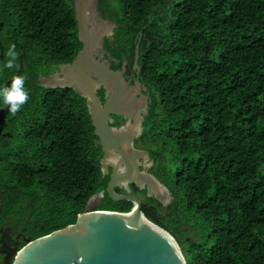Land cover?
<instances>
[{
  "label": "trees",
  "instance_id": "16d2710c",
  "mask_svg": "<svg viewBox=\"0 0 264 264\" xmlns=\"http://www.w3.org/2000/svg\"><path fill=\"white\" fill-rule=\"evenodd\" d=\"M99 3L114 23L103 38L111 68L126 59L125 74L137 75L141 38L137 76L149 110L136 142L172 195L163 212L131 184L143 213L176 239L187 264H264V0ZM81 49L73 0H0V89L18 76L29 96L0 132V249L5 231L20 249L75 223L101 191L98 210L133 205L106 193L111 169L102 171L87 99L40 82ZM97 94L103 102L102 87Z\"/></svg>",
  "mask_w": 264,
  "mask_h": 264
},
{
  "label": "water",
  "instance_id": "95a60500",
  "mask_svg": "<svg viewBox=\"0 0 264 264\" xmlns=\"http://www.w3.org/2000/svg\"><path fill=\"white\" fill-rule=\"evenodd\" d=\"M97 2L73 0L82 49L70 63L61 64L52 79L41 78L40 82L49 88H73L87 99L96 142L103 152L102 171L106 174L111 169L106 193L114 202L133 205L128 212L98 210L104 198L101 191L91 197L75 223L33 240L27 238L11 264H187L176 239L143 213L141 200L130 191V184H134L159 201L160 189L172 197L165 185L141 168L140 160L148 152L134 147L149 110L148 97L137 76L141 38L134 50L137 75L132 82L124 76L126 59L119 69H113L110 56L102 58L100 54V50L104 51L103 38L112 33L114 23L93 18L98 14L94 6ZM16 77L8 80L4 88L10 87ZM101 87L103 102L97 94ZM8 111L7 105L0 108V132ZM114 116L127 121L119 127L112 126ZM117 187L125 192H117Z\"/></svg>",
  "mask_w": 264,
  "mask_h": 264
},
{
  "label": "rangeland",
  "instance_id": "374dc122",
  "mask_svg": "<svg viewBox=\"0 0 264 264\" xmlns=\"http://www.w3.org/2000/svg\"><path fill=\"white\" fill-rule=\"evenodd\" d=\"M99 5H100V3L98 0L96 5H94L97 8L96 11H98V14H96V16H93V18H98L100 21H102V23H106V22L111 21L110 17H108L104 12H102ZM95 7H94V9H95ZM112 26L114 27V25H112ZM110 35H111V33L107 34L106 36H110ZM100 54H102V53L100 52ZM137 146L138 147H145L141 143H138ZM149 157L147 155L144 156V160H145L144 162L146 164L144 167V170L145 171L148 170L151 174L154 175V173L152 172V168H153V163L151 161L152 159ZM141 189H143V188H141ZM159 194H160V196H162L160 198V203L164 207L163 212H165L166 209L168 208V206L171 205V203H172V197H170L166 192L162 191L161 189H160ZM138 198L140 200H142L141 197L138 196ZM2 241H3V247L0 249V256H2V260H1L0 264H7V263L9 264L10 260L12 258H14L15 254L18 250L19 238L13 237L9 231H5V233L3 234Z\"/></svg>",
  "mask_w": 264,
  "mask_h": 264
},
{
  "label": "clouds",
  "instance_id": "9594fccd",
  "mask_svg": "<svg viewBox=\"0 0 264 264\" xmlns=\"http://www.w3.org/2000/svg\"><path fill=\"white\" fill-rule=\"evenodd\" d=\"M15 45L9 50L8 55L11 59L8 61L6 67H14V61L16 59V52L14 51ZM24 80L21 77L13 79L10 87L0 89V97H2L5 105L9 106V112L15 114L21 107L28 101L29 96L23 89Z\"/></svg>",
  "mask_w": 264,
  "mask_h": 264
},
{
  "label": "flooded vegetation",
  "instance_id": "af4514ba",
  "mask_svg": "<svg viewBox=\"0 0 264 264\" xmlns=\"http://www.w3.org/2000/svg\"><path fill=\"white\" fill-rule=\"evenodd\" d=\"M103 47V46H102ZM100 52L102 53L101 55H102V58H107V57H104L103 56V54H104V51H102V50H100ZM111 58V57H110ZM111 60V59H110ZM59 73V70L57 71V72H54V73H52L49 77H43V78H46V80H49V79H52L55 75H57ZM126 73V72H125ZM125 77H127L126 79H133L134 78V74H133V72H131L129 75H127V74H125L124 75ZM147 96V95H146ZM115 119V118H114ZM125 120L124 121H120L119 122V124L116 126V127H119V126H121V125H124L125 124V122L127 121V118H124ZM113 126V125H112ZM140 136V135H139ZM138 136V137H139ZM138 137H136L135 139H134V147L135 148H137V149H142V150H144V151H146L143 147H138L137 146V142H136V140H137V138ZM147 152V151H146ZM148 157H149V155H147ZM150 158V157H149ZM152 159V158H151ZM145 160H144V158L142 159V160H140V162L142 163V166H141V168L144 170V167H145V162H144ZM153 163V162H152ZM145 171V170H144ZM146 172H149L148 170L146 171ZM150 173V172H149ZM130 186H131V184H130ZM137 187V186H136ZM130 191H131V187H130ZM2 238H3V236H2ZM2 247H3V245H2ZM1 247V248H2Z\"/></svg>",
  "mask_w": 264,
  "mask_h": 264
}]
</instances>
